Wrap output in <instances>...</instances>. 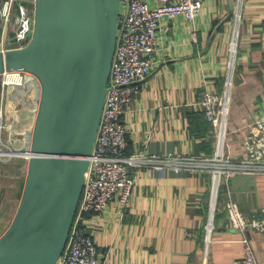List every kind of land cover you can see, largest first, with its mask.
I'll return each instance as SVG.
<instances>
[{
    "label": "crops",
    "instance_id": "1",
    "mask_svg": "<svg viewBox=\"0 0 264 264\" xmlns=\"http://www.w3.org/2000/svg\"><path fill=\"white\" fill-rule=\"evenodd\" d=\"M232 2L206 0L194 19L161 22L151 73L123 114L135 184L89 215L102 264H233L248 244L264 264V230L234 227L229 211L233 203L247 217L263 215L264 173L233 172L217 184L216 164L202 165L223 151L239 157L249 124L264 113V0ZM205 89L230 97L225 142L200 105ZM11 94L5 110L19 124L23 110ZM186 157L199 162L184 167Z\"/></svg>",
    "mask_w": 264,
    "mask_h": 264
},
{
    "label": "water",
    "instance_id": "2",
    "mask_svg": "<svg viewBox=\"0 0 264 264\" xmlns=\"http://www.w3.org/2000/svg\"><path fill=\"white\" fill-rule=\"evenodd\" d=\"M35 6L31 41L0 50V73L31 72L41 87L22 196L0 236V264H57L66 248L105 103L121 0Z\"/></svg>",
    "mask_w": 264,
    "mask_h": 264
},
{
    "label": "built area",
    "instance_id": "3",
    "mask_svg": "<svg viewBox=\"0 0 264 264\" xmlns=\"http://www.w3.org/2000/svg\"><path fill=\"white\" fill-rule=\"evenodd\" d=\"M205 1L121 0L116 49L98 133L70 236L57 264H102L96 239L90 231L89 215L102 214L116 195L127 198L135 184L129 171L132 159L126 155L128 130L123 114L139 92L141 81L151 73L153 53L160 41L161 22L179 14L194 19L201 13ZM35 4L36 0H0V50L21 48L31 41L35 31ZM167 29L164 27V30ZM0 74L36 77L25 70L6 69ZM6 83L4 80L3 85ZM200 105L214 125L219 140L225 142L229 95L205 89ZM30 147L31 138L28 151ZM179 162L187 167L194 163L197 165L199 161L186 157ZM211 164H216L214 178L217 184L222 176L233 172L264 173V113L249 124L239 157H231L223 151L202 162L204 166ZM229 211L234 227L264 230V209L262 216L247 217L233 203H229ZM233 264L260 263L248 244L245 260Z\"/></svg>",
    "mask_w": 264,
    "mask_h": 264
},
{
    "label": "rangeland",
    "instance_id": "4",
    "mask_svg": "<svg viewBox=\"0 0 264 264\" xmlns=\"http://www.w3.org/2000/svg\"><path fill=\"white\" fill-rule=\"evenodd\" d=\"M22 75L23 77L16 83H10L15 81L11 78L12 75L7 77L0 74V149L29 148L35 113V110L33 113L35 104L30 92L37 78L27 74ZM4 80L8 84L3 85ZM26 90L27 95L22 99L23 91ZM12 92L15 98L13 106L21 105L23 110L19 124L15 123V113L13 111L7 113L5 110L7 105L5 96H9ZM7 102H11L10 99ZM27 166L28 158L22 153L0 154V236L7 230L16 212L26 179Z\"/></svg>",
    "mask_w": 264,
    "mask_h": 264
},
{
    "label": "bare ground",
    "instance_id": "5",
    "mask_svg": "<svg viewBox=\"0 0 264 264\" xmlns=\"http://www.w3.org/2000/svg\"><path fill=\"white\" fill-rule=\"evenodd\" d=\"M5 78V77H4ZM1 109V108H0ZM19 154L22 153L24 154V156L28 157L30 154V151H28V149H20V148H13V149H0V154Z\"/></svg>",
    "mask_w": 264,
    "mask_h": 264
}]
</instances>
